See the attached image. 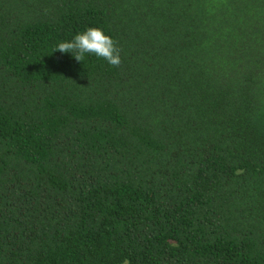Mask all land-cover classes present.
I'll return each mask as SVG.
<instances>
[{"label":"trees","instance_id":"trees-1","mask_svg":"<svg viewBox=\"0 0 264 264\" xmlns=\"http://www.w3.org/2000/svg\"><path fill=\"white\" fill-rule=\"evenodd\" d=\"M0 264H264V0H0Z\"/></svg>","mask_w":264,"mask_h":264},{"label":"clouds","instance_id":"clouds-1","mask_svg":"<svg viewBox=\"0 0 264 264\" xmlns=\"http://www.w3.org/2000/svg\"><path fill=\"white\" fill-rule=\"evenodd\" d=\"M59 49L61 51L78 49L77 58H80L84 53H95L98 56L104 57L110 63L115 64L118 62V55L114 54L111 38L104 35L101 30L95 28L77 35L74 43H61Z\"/></svg>","mask_w":264,"mask_h":264}]
</instances>
